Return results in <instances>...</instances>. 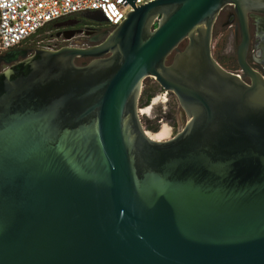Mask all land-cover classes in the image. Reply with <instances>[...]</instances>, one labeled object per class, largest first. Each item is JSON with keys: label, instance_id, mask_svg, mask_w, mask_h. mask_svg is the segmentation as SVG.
<instances>
[{"label": "water", "instance_id": "95a60500", "mask_svg": "<svg viewBox=\"0 0 264 264\" xmlns=\"http://www.w3.org/2000/svg\"><path fill=\"white\" fill-rule=\"evenodd\" d=\"M130 2L93 45L0 54V264H264V0ZM227 4L243 74L212 50ZM148 76L189 117L167 140L140 116Z\"/></svg>", "mask_w": 264, "mask_h": 264}, {"label": "rangeland", "instance_id": "374dc122", "mask_svg": "<svg viewBox=\"0 0 264 264\" xmlns=\"http://www.w3.org/2000/svg\"><path fill=\"white\" fill-rule=\"evenodd\" d=\"M83 23L94 24L99 22L85 13L78 16ZM230 23L221 28L218 25L213 33L212 50L214 57H218L223 67L227 70L239 73V64L237 61L236 49L238 45V39H234V28L230 27ZM90 29V27H85ZM58 31L56 27L50 26L46 28L39 36H37L32 43L27 47H44L48 49H57L62 46H81L86 47L93 45L89 39L57 35ZM79 35V34H77ZM183 47V45H182ZM90 60V59H89ZM87 60V61H89ZM84 60L77 59V63L81 64ZM3 67L0 66V71ZM153 95L150 102L145 106L141 104L143 98ZM150 106V109L145 113H140L143 125L147 131L153 133L164 131L162 140L172 138L178 132H180L189 120V117L181 107L177 96L171 91H167L159 84V82L153 76H148L143 81L142 93L139 100V110Z\"/></svg>", "mask_w": 264, "mask_h": 264}, {"label": "built area", "instance_id": "2783aa9c", "mask_svg": "<svg viewBox=\"0 0 264 264\" xmlns=\"http://www.w3.org/2000/svg\"><path fill=\"white\" fill-rule=\"evenodd\" d=\"M136 5L152 0H134ZM133 10L130 0H0V54L31 43L49 23L100 11L113 29Z\"/></svg>", "mask_w": 264, "mask_h": 264}, {"label": "flooded vegetation", "instance_id": "af4514ba", "mask_svg": "<svg viewBox=\"0 0 264 264\" xmlns=\"http://www.w3.org/2000/svg\"><path fill=\"white\" fill-rule=\"evenodd\" d=\"M231 24L230 27L234 28V39H238L237 48L241 42V30H240V20L236 12L234 4L225 5L219 12L216 21L213 26V33L218 25H221V28H224L225 25ZM248 23L250 30V46L248 50V61L252 67L260 72L264 76V13L259 12H249L248 13ZM52 27L57 28V35H64L68 38L79 37L89 39L92 43H95V39L102 33L107 32L110 28L106 25L104 21H99L96 23L90 24L83 23L82 20L78 17H70L61 19L52 23ZM85 27H90V29H85ZM79 34V35H77ZM18 46L16 48L27 47ZM60 46H63L60 44ZM237 54V49H236ZM83 60H89L90 58H79ZM238 61V57H237ZM239 64V62H238ZM240 66V65H239ZM238 74H243L241 67L239 68ZM247 82H250V77H245Z\"/></svg>", "mask_w": 264, "mask_h": 264}, {"label": "trees", "instance_id": "16d2710c", "mask_svg": "<svg viewBox=\"0 0 264 264\" xmlns=\"http://www.w3.org/2000/svg\"><path fill=\"white\" fill-rule=\"evenodd\" d=\"M51 25H52V23L47 24V25H46L44 28H42L39 32H37L35 35H33V36L31 37V40H32L31 43L33 42V40H34L37 36H39L43 31L46 30V28H49ZM29 45H32V44H29ZM215 58L217 59V61H218L221 65H223V64L221 63V61L218 59V57L215 56ZM223 66H224V65H223ZM152 96H153V95H149L148 97L143 98V101H142L141 104H145V106H146V105L150 102Z\"/></svg>", "mask_w": 264, "mask_h": 264}, {"label": "bare ground", "instance_id": "6f19581e", "mask_svg": "<svg viewBox=\"0 0 264 264\" xmlns=\"http://www.w3.org/2000/svg\"><path fill=\"white\" fill-rule=\"evenodd\" d=\"M149 109H150V106H148L146 108H143V109L140 110V113H143V112L146 113ZM155 134H156V136H154L153 133H150L149 131H147V135L149 137H151L154 140L162 141L161 138H162V135L164 134V131L162 130V131H159L157 133L155 132Z\"/></svg>", "mask_w": 264, "mask_h": 264}]
</instances>
